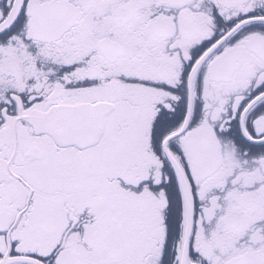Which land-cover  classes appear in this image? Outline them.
<instances>
[{
    "label": "snow or ice",
    "instance_id": "obj_1",
    "mask_svg": "<svg viewBox=\"0 0 264 264\" xmlns=\"http://www.w3.org/2000/svg\"><path fill=\"white\" fill-rule=\"evenodd\" d=\"M0 264H264V0H0Z\"/></svg>",
    "mask_w": 264,
    "mask_h": 264
}]
</instances>
